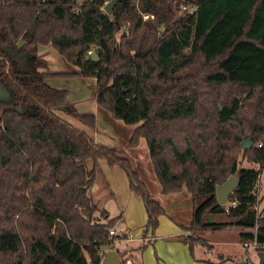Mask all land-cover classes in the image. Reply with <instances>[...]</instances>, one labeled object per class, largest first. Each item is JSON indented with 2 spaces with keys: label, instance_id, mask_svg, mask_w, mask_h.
Returning <instances> with one entry per match:
<instances>
[{
  "label": "trees",
  "instance_id": "16d2710c",
  "mask_svg": "<svg viewBox=\"0 0 264 264\" xmlns=\"http://www.w3.org/2000/svg\"><path fill=\"white\" fill-rule=\"evenodd\" d=\"M108 1L0 0V82L13 96L0 112V264H101V251L127 238L110 235L123 215L111 217L92 195L100 158L119 164L142 196L145 234L165 213L123 151L55 112L65 107L96 127L68 90L46 81V60L20 62L1 47L18 41L20 53L51 44L79 67L53 75L96 78L98 104L137 125L129 146L147 140L163 193L192 194L184 241L193 256L206 232L232 226L241 243L257 238L264 251V209L255 208L264 169V0H118L112 14ZM241 154L256 166H242ZM232 175L239 186L222 204L217 186Z\"/></svg>",
  "mask_w": 264,
  "mask_h": 264
},
{
  "label": "crops",
  "instance_id": "0c3cea01",
  "mask_svg": "<svg viewBox=\"0 0 264 264\" xmlns=\"http://www.w3.org/2000/svg\"><path fill=\"white\" fill-rule=\"evenodd\" d=\"M35 49L33 53L46 60V72L52 73L46 77L51 86L61 89L68 88L57 82L59 78L64 83L67 79L78 81L77 86H71L78 89L79 96L71 97L72 90L68 88V102L80 114H94L96 127H89L65 107L58 108L59 115L74 126L86 131L98 144L123 151L149 191L165 209V213L159 217V224L155 232L152 233L149 229L145 234L148 213L142 196L131 189L128 175L119 164L112 165L106 158H100L98 161L100 171L97 177L100 178L101 185L99 186L97 182L94 183L92 195L96 200L108 196V204L114 208V211L105 208L109 211L110 216L123 215V220L116 225V233L125 232L128 235L125 239L114 240L111 248L128 250L132 264H226L230 256L228 255V257L222 251L218 253L219 260L211 258L210 253L212 250H216L215 245L218 243L215 237L221 236L220 234L225 235L230 233L228 231L233 230L238 234L239 240V229L230 227L216 232H206L203 236L206 242L197 243L194 246L193 256L189 245L184 241V237L189 233L187 228L192 221L193 199L191 192L184 187L181 191L163 193L154 171L147 140L141 137L138 145L129 146L130 138L137 125L125 123L116 118L112 111L98 104L96 100V78L70 74L53 75V73H74L79 71V67L76 65L75 67L51 44L40 45ZM80 89L86 93H81ZM90 100L92 102H89ZM0 101L6 104L5 108L11 104L8 101H2V99ZM216 233L219 234L215 235ZM144 238L149 240V243L143 251L131 252L129 250L138 246ZM106 248L107 250L110 249V247ZM212 254L216 255L213 252ZM244 260L243 262L240 261V264H243Z\"/></svg>",
  "mask_w": 264,
  "mask_h": 264
},
{
  "label": "rangeland",
  "instance_id": "374dc122",
  "mask_svg": "<svg viewBox=\"0 0 264 264\" xmlns=\"http://www.w3.org/2000/svg\"><path fill=\"white\" fill-rule=\"evenodd\" d=\"M162 29H163V27H162ZM162 29H160V30H162ZM19 42L21 43L22 41H19ZM57 82L59 84L65 86V87H68V88H70L72 90V96L71 97L79 96L78 89L72 88V86H71V85H74V86H77L78 85V81H76L75 79H67L66 82L64 83L59 78V79H57ZM0 87L2 88L3 91L5 90L6 92L9 93V95H8L9 97H12L11 92L8 89H6L1 83H0ZM68 88H62V89L68 90ZM80 91L83 94L86 93V91H84L82 89H80ZM2 101H4V99H2ZM89 102H92V100H90ZM9 104H7V105H9ZM5 105L6 104L4 102H1L0 101V112H2V110L5 108ZM57 110H58V108L55 109V112L57 114H59ZM87 130L89 131V128L88 127H87ZM243 148H245V147H243ZM240 164L242 166H247V167H250V166H254L255 165V164L249 162L247 159H245V157L242 154L240 155ZM95 182H97V184H99V186L101 185L100 178L97 177L96 180H95ZM95 187H96V185H95ZM256 191H257V194H258V201H259V203H258V210L261 211L262 208L264 209V169L261 172L260 178H259V180L257 182ZM94 193H95V190H94ZM108 201H109L108 196H104L100 200L97 199L98 204L102 208L104 207V208L110 209L111 211H114V208L110 204H108ZM226 204L229 205L230 204V201H228ZM211 219L212 220H214V219H216V220H227L228 217H227L226 214H215V215H211ZM231 228H236V227L235 226H232ZM228 232H230V233H226L225 235L224 234L223 235L220 234L221 236H216L215 237V238H217L219 244L217 243V245H215L216 246V248H215L216 250H212L211 253H210L211 256H212L211 257L212 259L219 260L220 257L218 255V253H219V251H222L227 256L228 255L230 256V258L228 259V261L226 262V264H240V261L243 262V259H246V258H250L254 262H259L258 250L256 249V247L259 246V245H257L256 247L255 246H252V245L250 247H245L241 243V239L239 238L240 241L238 240V238H237V235L238 234L236 232H234L233 230L228 231ZM189 234L190 233H188V235ZM218 234L219 233H216L215 235H218ZM212 252L215 253L216 255L212 254ZM259 252H261V251H259Z\"/></svg>",
  "mask_w": 264,
  "mask_h": 264
},
{
  "label": "water",
  "instance_id": "95a60500",
  "mask_svg": "<svg viewBox=\"0 0 264 264\" xmlns=\"http://www.w3.org/2000/svg\"><path fill=\"white\" fill-rule=\"evenodd\" d=\"M118 0H110L105 5L104 9L108 14H112L113 7L115 3ZM163 26L160 27L162 29ZM95 59L99 58V55H94ZM1 83V82H0ZM2 84V83H1ZM0 99H4L5 101H8V103H11L13 101V96L9 97V93L5 90L3 91L0 87ZM12 95V94H11ZM243 147H251V142H243ZM239 186V178L237 175H232L229 177L225 182L222 184H219L217 186V198L218 201L222 204H225L229 201L231 195L235 192V190ZM259 255V263L264 264V251L258 252ZM121 263V256L117 249L110 248L107 252L104 258L101 261V264H120Z\"/></svg>",
  "mask_w": 264,
  "mask_h": 264
},
{
  "label": "built area",
  "instance_id": "2783aa9c",
  "mask_svg": "<svg viewBox=\"0 0 264 264\" xmlns=\"http://www.w3.org/2000/svg\"><path fill=\"white\" fill-rule=\"evenodd\" d=\"M107 4V3H106ZM105 7V6H104ZM183 9L185 10H188L190 12H193V10L195 9V7L193 6H183ZM105 10V9H104ZM142 17L144 20H147L149 18H153L154 15L153 14H149V13H143L142 14ZM89 54H93V51L92 50H89ZM260 146H262V144H260ZM232 205H235V202H232L231 203ZM255 208L258 210V204H256ZM116 231L114 232V230H110V235L113 236V235H116ZM245 247H250L251 245L252 246H257L259 245L260 243L258 242L257 238L253 239V240H246L242 243ZM108 250L105 249L103 251H101V255H102V259L104 258V256L106 255V252ZM120 264H132L131 262V257L129 255V253L127 252L123 257H121V263ZM243 264H256L254 261H252V259L250 258H246L244 260V263Z\"/></svg>",
  "mask_w": 264,
  "mask_h": 264
},
{
  "label": "flooded vegetation",
  "instance_id": "af4514ba",
  "mask_svg": "<svg viewBox=\"0 0 264 264\" xmlns=\"http://www.w3.org/2000/svg\"><path fill=\"white\" fill-rule=\"evenodd\" d=\"M22 44V42L20 43L15 42L14 44H9L8 42L2 43L1 47H3L9 54H11L16 60L22 62V59L25 57H29L32 55H36L35 53V48H30L28 49L26 52H19V46ZM38 56V55H37ZM46 68V67H45Z\"/></svg>",
  "mask_w": 264,
  "mask_h": 264
}]
</instances>
